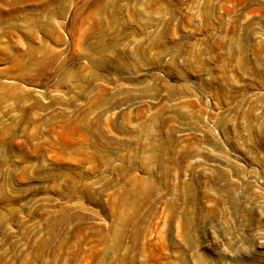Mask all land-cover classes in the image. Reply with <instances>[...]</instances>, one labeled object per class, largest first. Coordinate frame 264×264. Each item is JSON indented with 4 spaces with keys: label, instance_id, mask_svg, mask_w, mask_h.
Returning a JSON list of instances; mask_svg holds the SVG:
<instances>
[{
    "label": "rangeland",
    "instance_id": "obj_1",
    "mask_svg": "<svg viewBox=\"0 0 264 264\" xmlns=\"http://www.w3.org/2000/svg\"><path fill=\"white\" fill-rule=\"evenodd\" d=\"M0 264H264V0H0Z\"/></svg>",
    "mask_w": 264,
    "mask_h": 264
}]
</instances>
